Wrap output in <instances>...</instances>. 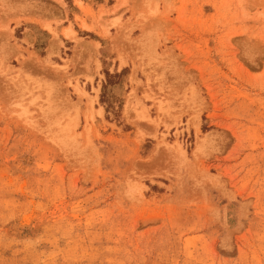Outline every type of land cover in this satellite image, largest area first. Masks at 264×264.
Masks as SVG:
<instances>
[{
	"label": "rangeland",
	"instance_id": "374dc122",
	"mask_svg": "<svg viewBox=\"0 0 264 264\" xmlns=\"http://www.w3.org/2000/svg\"><path fill=\"white\" fill-rule=\"evenodd\" d=\"M0 264H264V0H0Z\"/></svg>",
	"mask_w": 264,
	"mask_h": 264
},
{
	"label": "bare ground",
	"instance_id": "6f19581e",
	"mask_svg": "<svg viewBox=\"0 0 264 264\" xmlns=\"http://www.w3.org/2000/svg\"><path fill=\"white\" fill-rule=\"evenodd\" d=\"M69 35H72V33H71V32H68V36H69ZM57 43H58V42H57ZM55 44H56V43H55ZM55 44H54V42L51 43V45H50V47H49V49H48V52H47V53H48V55H47L48 58H50L52 55H54V54L56 53V52H55L56 49H55V47H54ZM54 50H55V51H54Z\"/></svg>",
	"mask_w": 264,
	"mask_h": 264
},
{
	"label": "crops",
	"instance_id": "0c3cea01",
	"mask_svg": "<svg viewBox=\"0 0 264 264\" xmlns=\"http://www.w3.org/2000/svg\"><path fill=\"white\" fill-rule=\"evenodd\" d=\"M77 8H79V12H77V13H78L77 16H79V13H80L81 15H84L85 11H84L83 9H81L79 6H77ZM83 8H86V5H85L84 2H83Z\"/></svg>",
	"mask_w": 264,
	"mask_h": 264
}]
</instances>
